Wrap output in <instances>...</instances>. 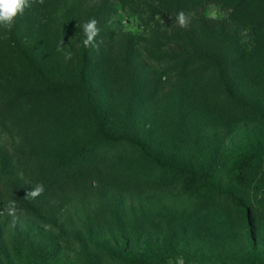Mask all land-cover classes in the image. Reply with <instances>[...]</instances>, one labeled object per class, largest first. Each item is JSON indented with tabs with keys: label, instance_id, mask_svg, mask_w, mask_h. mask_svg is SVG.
Segmentation results:
<instances>
[{
	"label": "rangeland",
	"instance_id": "374dc122",
	"mask_svg": "<svg viewBox=\"0 0 264 264\" xmlns=\"http://www.w3.org/2000/svg\"><path fill=\"white\" fill-rule=\"evenodd\" d=\"M181 10L187 28L174 22ZM92 17L98 50L82 44ZM90 101L108 131L136 142L103 145ZM260 115L264 0L33 3L0 28L1 207L14 184L45 192L29 199L41 216L18 208L13 226L0 215V264H264ZM75 135L92 154L66 150ZM244 152L239 179L231 163ZM181 167L225 183L186 192ZM224 190L241 197L250 222ZM25 242L51 256L32 259Z\"/></svg>",
	"mask_w": 264,
	"mask_h": 264
},
{
	"label": "trees",
	"instance_id": "16d2710c",
	"mask_svg": "<svg viewBox=\"0 0 264 264\" xmlns=\"http://www.w3.org/2000/svg\"><path fill=\"white\" fill-rule=\"evenodd\" d=\"M200 57L205 59L214 58L210 54H206L204 52L200 53ZM89 60L85 58L82 69H81V75L82 77L86 76V70L88 66ZM227 88L230 92H233L230 85L227 84ZM41 91H35V97L40 96ZM90 106L93 112V118L95 122V133L96 138L100 140L103 145L107 146L108 148H113L119 144H121L124 141L135 143V139H133L129 135H122V134H112L110 131H108L105 127L104 121H103V114L97 110L93 102L90 101ZM261 120L264 122V115H260ZM66 150L74 155H81L86 156L87 154H92L93 152V146L86 145L81 146L80 145V136L75 135L69 143L66 145ZM247 152L240 153L231 163V169L238 171L239 174L236 178L241 179L242 173L244 171L243 167L245 165L246 160L249 158ZM156 162L162 165H167L168 163L162 162L159 157L154 156L153 157ZM181 170L184 172V182H183V189L186 192H192L193 190L199 191V192H205L209 190H219L220 187L225 183L224 178L221 176V173L219 172H213L210 170H204V171H196L190 167H181ZM239 179H237L238 184ZM236 182V183H237ZM14 191H15V200L17 201V205L19 209H23L31 214L39 215L41 216V209L36 204L32 203L29 199L25 198V191L18 185H13ZM223 194L226 195L227 198L231 200V203L234 207V209L237 212H247V215L249 216V222L251 221L250 216H252V212L248 207H246L243 204V201L241 197L234 194L231 191L224 190L222 191ZM0 210H2L1 203H0ZM97 217L95 215H92L89 217L87 222L85 223V229L92 234L90 231L93 228L94 220ZM250 228H252L250 226ZM27 254L29 257H31L34 260L38 259H48L51 255L48 251L40 252L37 249H35L30 243H24Z\"/></svg>",
	"mask_w": 264,
	"mask_h": 264
},
{
	"label": "clouds",
	"instance_id": "9594fccd",
	"mask_svg": "<svg viewBox=\"0 0 264 264\" xmlns=\"http://www.w3.org/2000/svg\"><path fill=\"white\" fill-rule=\"evenodd\" d=\"M33 3L42 5L44 0H0V28L10 31L15 25L16 18L22 16L26 9L31 8ZM174 22L181 28H187L190 24V16L186 14L185 11L181 10L176 14ZM82 28L84 34V39L82 40L83 46L85 48H96L98 50L100 43H102V41H97L96 39L100 33L99 21L95 17H92L82 25ZM57 51L63 52L64 49L58 46ZM65 58L70 59L71 53H66ZM44 192L45 186L43 183H37L32 185L31 190L26 192L25 198L36 199L43 195ZM19 211L17 201L15 199H10L3 204L0 215L7 213L11 218V223L15 226L16 222L19 220ZM169 264H171V262H169Z\"/></svg>",
	"mask_w": 264,
	"mask_h": 264
}]
</instances>
